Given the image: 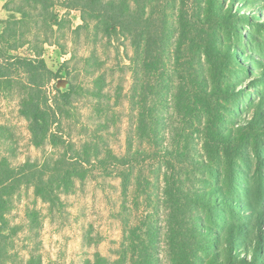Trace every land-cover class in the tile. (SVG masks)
I'll return each mask as SVG.
<instances>
[{
  "label": "trees",
  "instance_id": "trees-1",
  "mask_svg": "<svg viewBox=\"0 0 264 264\" xmlns=\"http://www.w3.org/2000/svg\"><path fill=\"white\" fill-rule=\"evenodd\" d=\"M26 1L34 7L35 23L42 18L54 31L59 15L52 9L58 0ZM186 1L68 0L65 6L81 12L82 26L89 25L92 19L110 39H129L133 49L134 79L129 94L133 130L125 155L112 152L108 158L101 157L97 143L78 149L71 144L73 154L68 150L61 152L65 149L63 118L77 94L74 84L58 79L67 63L54 71L37 47L33 54L20 53L30 42L21 30L26 16L23 4L19 3L16 11L21 17L11 13L8 19H0V87L12 88L19 83L20 112L28 121L32 144L37 148L49 144L57 150L43 160L29 158L19 165L0 156V264H15L22 259L14 241L19 226L12 225L8 217L13 197L22 186H32L44 202L57 206L62 202V193L70 191L77 179L87 177V165L112 168L121 179L124 219L116 257L98 252L86 264H264V152L259 148V139L264 137V90L253 91L256 100L247 95L245 103L254 111L242 131L247 132V141L224 125L229 108L226 102L240 100L247 89H232L222 81L235 53L223 46L220 30L226 24L237 35L235 20L246 15L236 10L235 2L226 11L211 0L204 18L199 10L191 14ZM10 4L11 1L6 2L5 8ZM258 23L259 30L264 31V20ZM43 42L51 43L48 38ZM254 60L261 71L253 84L264 86V58ZM56 79L64 85H55L53 95L49 86ZM94 94L99 96L101 90ZM167 114H177L185 125L186 119H191V127H173V134L169 135ZM194 132L201 139L197 149L192 142ZM135 134L150 146L149 151L134 149ZM250 138L255 144L253 174L244 171L239 161L242 158L247 168L253 167L244 152ZM152 152L158 159V169L152 173L158 172L159 184L163 181L162 195L151 211L134 222L125 212L131 189L135 183L141 185V174L135 175L138 156ZM218 162L225 168L228 191L199 192L194 183L203 182L206 173L219 179L213 166ZM145 182L148 186L154 184L151 177H146ZM145 194L150 200L148 189ZM202 213L223 221L218 227L222 231V247L207 240L210 232ZM27 216L30 232L38 237L39 211L32 210ZM32 242L33 246L25 245L27 256L21 264H43L39 243Z\"/></svg>",
  "mask_w": 264,
  "mask_h": 264
},
{
  "label": "rangeland",
  "instance_id": "rangeland-1",
  "mask_svg": "<svg viewBox=\"0 0 264 264\" xmlns=\"http://www.w3.org/2000/svg\"><path fill=\"white\" fill-rule=\"evenodd\" d=\"M8 1H11V4L6 9L5 3ZM210 1L187 0L186 5L191 14L193 10H199L205 18ZM213 1L226 11L231 3L235 2L236 10L246 15L233 22L239 31L237 35L233 34L226 24L221 28L220 33L223 46L229 47L235 53L222 81L232 89L240 90L242 87L247 89L240 95V100L226 102L229 108L226 111L227 121L224 125L241 140L247 141L245 135L247 132L242 131L246 119H249L254 111L245 101L247 95H253L251 97L256 100L253 91L264 90L263 84H253L258 71H261L254 58H264V31L258 28L260 26L258 21L264 20V0ZM19 3L23 4L26 13L25 25L21 30L30 41L20 53L33 54L37 47L54 71L60 70L62 65L67 63L63 76L58 79L68 81L77 87V94L73 96L72 105L63 118L65 149L61 152L69 151L73 154L71 144L78 149L85 144L93 146L97 143L102 152L101 157L108 158L112 152L119 156L125 155L128 136L132 134L134 125V114L129 102L134 79L131 61L133 49L130 40L122 36L119 38L114 36L110 39L92 19L89 20V25L82 26L84 21L81 12L78 9L65 8L68 0H58V4L52 9L59 15L58 25L54 31L42 18L35 23L36 12L32 4L26 0H15L13 3L12 0H4L0 19H8L11 13L21 17L16 12ZM258 14H260L259 18ZM2 30L3 25L0 24V32ZM46 38L51 41L50 44H44ZM206 70L209 73L210 67L207 64ZM58 79L49 86L53 95L56 92L55 85L59 87L64 85L62 82L59 84ZM98 90H101V94L96 96L94 92ZM20 99L19 83L12 88L0 87V156L8 157L14 165H19L29 158L43 160L57 152L49 144L44 148H37L32 144L28 121L20 112ZM170 116L167 114L169 119L166 122L170 129L169 135L173 134V127L182 128L191 123V119H186L188 125L183 124L177 114ZM195 127L196 125L191 128V132ZM193 135L192 142L197 149L201 146V139L198 133L194 132ZM133 142L136 151L150 150V146L143 143L137 134L134 135ZM259 142H261L259 148L264 152V137H261ZM254 145L253 138H250L244 148L245 157H250L252 160L251 169L246 167L242 158L239 159L242 169L250 174H253L256 166ZM200 158L202 159L201 151ZM213 166L219 172V179L211 176L210 172L206 173L203 182L196 180L194 183L199 192L228 191L224 166L219 162L213 163ZM86 167L87 177L83 180L77 179L70 191L62 193V202L57 206L44 202L35 194L34 188L28 185H23L13 197V206L8 217L12 225L19 226V234L14 241L16 249L22 256V259H17L15 264L24 261L23 258L27 256L24 247L33 246L32 240L39 243L43 264H86L88 260H93L98 252L105 257L113 259L116 257L123 238L121 179L112 172V168L107 169L101 165ZM157 169L158 159L153 156V152L138 156L135 175L138 177L141 174V185L135 183L131 189L129 207L125 212L131 221H137V217L151 211L159 201L163 181L160 184L156 181L158 172L152 173V171ZM146 177H151L154 184L148 186L145 182ZM147 189L151 196L150 200L145 194ZM161 205V210L164 211L162 201ZM32 210L40 213L41 227L38 237L29 230L27 214ZM202 217L207 232H210V235L206 236L207 240L216 241L219 247H222V231L218 230V227H222L223 221L218 219V216L211 218L206 213H202ZM217 236L219 240L216 239Z\"/></svg>",
  "mask_w": 264,
  "mask_h": 264
},
{
  "label": "crops",
  "instance_id": "crops-1",
  "mask_svg": "<svg viewBox=\"0 0 264 264\" xmlns=\"http://www.w3.org/2000/svg\"><path fill=\"white\" fill-rule=\"evenodd\" d=\"M3 5H4V0H0V10L2 9Z\"/></svg>",
  "mask_w": 264,
  "mask_h": 264
}]
</instances>
